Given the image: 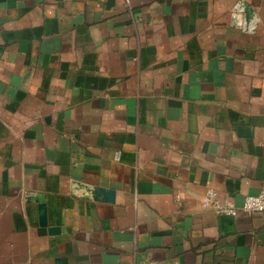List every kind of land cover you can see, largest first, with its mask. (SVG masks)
Instances as JSON below:
<instances>
[{"label":"crops","instance_id":"crops-1","mask_svg":"<svg viewBox=\"0 0 264 264\" xmlns=\"http://www.w3.org/2000/svg\"><path fill=\"white\" fill-rule=\"evenodd\" d=\"M210 189H264V0H0V264H264Z\"/></svg>","mask_w":264,"mask_h":264},{"label":"built area","instance_id":"built-area-1","mask_svg":"<svg viewBox=\"0 0 264 264\" xmlns=\"http://www.w3.org/2000/svg\"><path fill=\"white\" fill-rule=\"evenodd\" d=\"M205 206L213 208L216 213L228 216H237L240 211L247 215L264 213V189L257 196L246 197L240 207H236L229 201L221 202L215 190H208L205 198Z\"/></svg>","mask_w":264,"mask_h":264},{"label":"water","instance_id":"water-1","mask_svg":"<svg viewBox=\"0 0 264 264\" xmlns=\"http://www.w3.org/2000/svg\"><path fill=\"white\" fill-rule=\"evenodd\" d=\"M245 13V20L246 25H249L251 22V16H252V9L247 4L239 3L235 7V16L240 15L241 13ZM244 24V23H243ZM92 195L95 200L97 201H104L107 203H113L115 200V192L113 190L104 189L100 187H95L92 190ZM36 201L39 204V219H40V225L42 227L48 226V219H47V206L44 199L36 198ZM48 232L52 235L57 234L60 232V229L58 227H49ZM59 263V262H58Z\"/></svg>","mask_w":264,"mask_h":264}]
</instances>
